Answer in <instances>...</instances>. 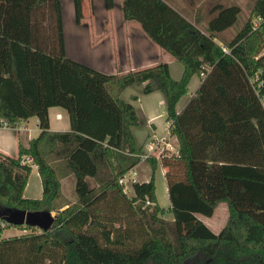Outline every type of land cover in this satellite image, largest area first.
I'll return each mask as SVG.
<instances>
[{
    "label": "trees",
    "instance_id": "obj_1",
    "mask_svg": "<svg viewBox=\"0 0 264 264\" xmlns=\"http://www.w3.org/2000/svg\"><path fill=\"white\" fill-rule=\"evenodd\" d=\"M58 5L0 0V127L36 117L41 130L28 147L19 143L16 157L0 151V220L13 226L5 221L12 212H55L49 231L18 225L31 232L0 238V264H264V0H254L229 41L219 34L236 23L237 4L216 5L202 31L164 0H124L125 18L183 65L179 80L166 62L107 76L69 60ZM142 84L164 95L178 141L177 154L161 155L169 208L154 174L132 181L133 195L122 182L142 150L131 132L135 107L121 95ZM52 107L67 112L70 130L51 129ZM148 161L154 172L156 159ZM32 165L40 199L24 195ZM69 176L74 202L62 192ZM221 203L229 216L216 233L197 215L212 217Z\"/></svg>",
    "mask_w": 264,
    "mask_h": 264
},
{
    "label": "crops",
    "instance_id": "obj_2",
    "mask_svg": "<svg viewBox=\"0 0 264 264\" xmlns=\"http://www.w3.org/2000/svg\"><path fill=\"white\" fill-rule=\"evenodd\" d=\"M164 1L189 22L206 31L212 18H204L203 13L207 12L208 4L213 2L212 0ZM123 2L124 0H58L66 58L107 76H116L166 62L172 77L179 80L184 71L183 65L156 45L145 34L140 23L125 18ZM200 83L201 78L194 75L188 86V94L177 104V112L187 104ZM144 86L145 84L132 85L121 95L124 101L131 102L135 107L139 125L133 126L131 132L137 146L142 150L141 162L125 176V180L130 178L139 183L149 182L154 174L158 201L162 207L169 208L170 199L161 155L175 148V142L178 141L169 134L164 95L160 91L146 94ZM133 96L137 97L134 101ZM52 111L55 120L51 118ZM49 119L52 130H70L69 116L64 109L50 108ZM40 131L37 118L33 124L22 121L15 124V127L1 126L0 151L16 157L19 143L28 147ZM149 157L157 161L154 172L148 161ZM67 179L62 180V189ZM24 195L34 199H40L43 195L42 181L36 165H32ZM172 219L173 217L170 218Z\"/></svg>",
    "mask_w": 264,
    "mask_h": 264
},
{
    "label": "rangeland",
    "instance_id": "obj_3",
    "mask_svg": "<svg viewBox=\"0 0 264 264\" xmlns=\"http://www.w3.org/2000/svg\"><path fill=\"white\" fill-rule=\"evenodd\" d=\"M210 4H208V10L206 13H203V17L207 19H211L215 16L216 11H214V7L218 4H221L223 6H230L233 4H237L241 7L242 11L238 16V19L236 23L227 29L226 31L222 32L219 34V36L222 38L224 41H229L233 38V36L241 30L243 27L244 23L246 20L249 18L251 14V8L254 0H212ZM45 35V34H44ZM199 76V75H198ZM201 78V77H200ZM197 78H195L196 80ZM51 118L52 120H55V115H53V111L51 112ZM36 117H31L27 121L30 122L31 124L34 123ZM26 121V122H27ZM55 122V121H54ZM15 127V125L13 126ZM175 148L173 147L172 150H169L168 153L166 154H177L178 152V143L175 142ZM165 171V170H164ZM33 178V177H32ZM68 179L64 183L62 192L66 196L68 200L71 202H74L76 200V192H75V177L74 176H69L67 177ZM125 187L129 195H133V190L131 189V180L128 178L125 180ZM52 214L55 216V212H52ZM209 228H211L213 231L218 232L220 231L224 225L226 224L229 216V211H228V206L226 203H221L218 205V207L215 210V213L212 217H207L204 215H197ZM167 219H170L173 216H170L167 214L165 216ZM3 221L0 220V238H9L12 236H17V235H23L30 233L31 230H22L21 228L13 225V226H8L4 224Z\"/></svg>",
    "mask_w": 264,
    "mask_h": 264
},
{
    "label": "water",
    "instance_id": "obj_4",
    "mask_svg": "<svg viewBox=\"0 0 264 264\" xmlns=\"http://www.w3.org/2000/svg\"><path fill=\"white\" fill-rule=\"evenodd\" d=\"M55 216L47 211L28 212L19 210L12 212L6 217L5 221L15 226L18 225H32L44 231H49L54 224Z\"/></svg>",
    "mask_w": 264,
    "mask_h": 264
},
{
    "label": "built area",
    "instance_id": "obj_5",
    "mask_svg": "<svg viewBox=\"0 0 264 264\" xmlns=\"http://www.w3.org/2000/svg\"><path fill=\"white\" fill-rule=\"evenodd\" d=\"M224 50H226V49L224 48ZM200 77H205V72L204 71L200 74ZM3 126L8 127L10 125H9L8 121L5 120V121H3ZM122 182H126L125 178L122 179Z\"/></svg>",
    "mask_w": 264,
    "mask_h": 264
}]
</instances>
